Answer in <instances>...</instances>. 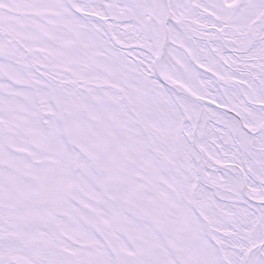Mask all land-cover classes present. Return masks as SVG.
<instances>
[{
  "label": "snow or ice",
  "instance_id": "obj_1",
  "mask_svg": "<svg viewBox=\"0 0 264 264\" xmlns=\"http://www.w3.org/2000/svg\"><path fill=\"white\" fill-rule=\"evenodd\" d=\"M0 264H264V0H0Z\"/></svg>",
  "mask_w": 264,
  "mask_h": 264
}]
</instances>
